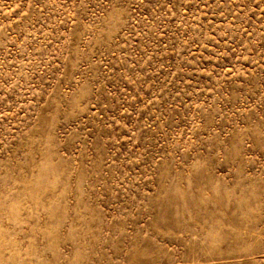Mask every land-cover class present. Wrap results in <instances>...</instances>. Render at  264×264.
<instances>
[{
    "label": "rangeland",
    "instance_id": "rangeland-1",
    "mask_svg": "<svg viewBox=\"0 0 264 264\" xmlns=\"http://www.w3.org/2000/svg\"><path fill=\"white\" fill-rule=\"evenodd\" d=\"M0 264H264V0H0Z\"/></svg>",
    "mask_w": 264,
    "mask_h": 264
}]
</instances>
